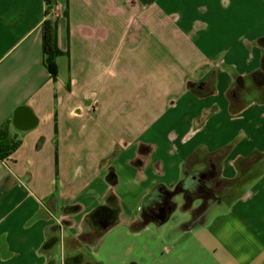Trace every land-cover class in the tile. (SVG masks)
Here are the masks:
<instances>
[{"label": "crops", "instance_id": "1", "mask_svg": "<svg viewBox=\"0 0 264 264\" xmlns=\"http://www.w3.org/2000/svg\"><path fill=\"white\" fill-rule=\"evenodd\" d=\"M54 7L57 81L44 0H0V264H264V0ZM229 145L221 203L190 228L207 197L176 191L186 162ZM159 186L164 222L145 214Z\"/></svg>", "mask_w": 264, "mask_h": 264}, {"label": "trees", "instance_id": "2", "mask_svg": "<svg viewBox=\"0 0 264 264\" xmlns=\"http://www.w3.org/2000/svg\"><path fill=\"white\" fill-rule=\"evenodd\" d=\"M44 3L46 6V11H45L46 20L44 21L43 24L44 64L47 70L49 71L52 79L54 81H57L59 77V68L57 64V59L63 53L59 49V45H58V23L56 20L50 18L51 9L54 7L55 0H44ZM253 79L257 87L260 88L264 87V59L261 70L253 74ZM243 94H244V85H243V81L240 80L235 86L232 87V89L229 92L231 108L234 112H237L245 105ZM231 148L232 145H229L214 153H211L204 148L197 150L193 155H191L188 158L185 168L187 177L179 184L176 191L185 194L188 201H191L195 198L203 197L204 189H202L203 186L201 184L203 180L198 178L199 176L197 175L196 172L198 173L201 172L197 170L200 167H203L204 172L207 175V178L209 176L211 180H215L216 178L220 179L219 176L222 168V162L230 152ZM174 196H175V192L163 186H159L155 188L151 193V195L148 197L145 204V214L147 218L155 212L154 209L152 208V203L156 204L160 210H163L166 213L168 212V210L173 209L175 206V203L173 202ZM208 205L209 204L207 203L204 204L203 208L197 212L193 221L187 225L188 227L194 228L202 223L201 219L199 218V215L202 213V216L205 217L206 213L211 208V206ZM146 220L148 221V219ZM146 220L135 223L132 226V230L137 231L145 227V225L147 224Z\"/></svg>", "mask_w": 264, "mask_h": 264}, {"label": "rangeland", "instance_id": "3", "mask_svg": "<svg viewBox=\"0 0 264 264\" xmlns=\"http://www.w3.org/2000/svg\"><path fill=\"white\" fill-rule=\"evenodd\" d=\"M130 84V82H129ZM133 96V92L132 91H127L126 93V99H128V101L126 102H131L133 101L132 99ZM129 104V103H128ZM201 168V169H200ZM197 171L201 172V173H197V175L199 176V179H202L203 182H201L204 191H203V195L207 197V201L206 203L209 204L208 206H213V205H219L221 203L222 197L224 195L225 192V185L222 183H218L215 180H211L204 172V168L200 167ZM187 174L185 171V177L184 179H186ZM199 218L201 219V221H203L205 219L204 216H202V213L199 215Z\"/></svg>", "mask_w": 264, "mask_h": 264}, {"label": "water", "instance_id": "4", "mask_svg": "<svg viewBox=\"0 0 264 264\" xmlns=\"http://www.w3.org/2000/svg\"><path fill=\"white\" fill-rule=\"evenodd\" d=\"M167 216H168V212L166 213L165 211L160 210L159 214L154 215V218H156L160 222H164L167 219ZM108 221L109 220H106V218H100L99 219V222L101 224H104V225H106L108 223Z\"/></svg>", "mask_w": 264, "mask_h": 264}, {"label": "flooded vegetation", "instance_id": "5", "mask_svg": "<svg viewBox=\"0 0 264 264\" xmlns=\"http://www.w3.org/2000/svg\"><path fill=\"white\" fill-rule=\"evenodd\" d=\"M106 216H107V212H103L102 214L99 215V219L100 218H106Z\"/></svg>", "mask_w": 264, "mask_h": 264}, {"label": "built area", "instance_id": "6", "mask_svg": "<svg viewBox=\"0 0 264 264\" xmlns=\"http://www.w3.org/2000/svg\"><path fill=\"white\" fill-rule=\"evenodd\" d=\"M56 14V9H55V7H53L52 9H51V15H55Z\"/></svg>", "mask_w": 264, "mask_h": 264}]
</instances>
